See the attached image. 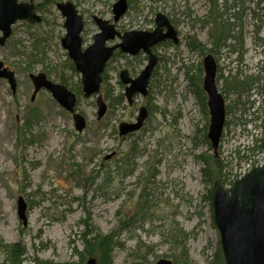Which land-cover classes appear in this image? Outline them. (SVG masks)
I'll return each mask as SVG.
<instances>
[{"label": "rangeland", "instance_id": "1", "mask_svg": "<svg viewBox=\"0 0 264 264\" xmlns=\"http://www.w3.org/2000/svg\"><path fill=\"white\" fill-rule=\"evenodd\" d=\"M116 1L34 0L41 22H18L6 45L0 46V61L17 80L15 93L7 80H0V244L23 243L28 251L25 264H34L36 258L52 264H81L75 250L84 249V222L109 235L123 230L126 219L134 216L137 222L132 229L117 235L112 264H155L162 259L174 264H209L219 251L220 234L207 199L213 184L206 180L199 158L215 152L207 138L209 110L201 106L194 84L196 77L203 84L207 54L190 50L188 38L196 37L208 50L213 48L209 34L217 35L220 27L218 19L210 20L212 2H218L223 20L237 22L233 34L242 31L244 53L222 48L212 54L220 77L218 88L226 106L231 105L235 97L225 92L226 78L264 76V27L255 33L264 22L263 5L245 0L248 10L238 21L237 16L229 19L230 13L241 14L240 5L227 9L233 0H133L136 9L116 24L119 30H154L156 15L164 13L174 19L180 44L164 42L154 48L160 62L150 80L149 95L138 96L132 106L125 97L118 105L106 95H124L120 71L137 65L132 76L138 77L146 57L120 54L113 58L101 87L108 110L98 120L97 97H84L81 75L61 45L65 18L56 4L72 2L83 15L85 49L99 32L92 17L113 22ZM38 74L63 84L78 97L77 111L87 120L84 132H77L72 114L46 88L32 100L35 87L30 77ZM261 84L264 90V80ZM255 86L249 98L254 107L247 103L227 115L229 128L225 127L218 148L217 157L227 165L224 172L231 174L230 180L264 163L263 150L248 149L257 148L264 138V92ZM143 106L148 109L143 128L120 137V124L135 123ZM27 118L31 127L25 126ZM239 149L240 156L235 153ZM20 197L28 205L26 224L18 212ZM142 218L147 219L141 223ZM179 236L182 245L175 244ZM5 259L0 249V264Z\"/></svg>", "mask_w": 264, "mask_h": 264}, {"label": "water", "instance_id": "2", "mask_svg": "<svg viewBox=\"0 0 264 264\" xmlns=\"http://www.w3.org/2000/svg\"><path fill=\"white\" fill-rule=\"evenodd\" d=\"M57 8L65 17L66 36L62 38V47L73 61L76 71L81 74L83 94L85 98L97 96V117H105L108 107L101 92L103 74L108 62L117 49L124 54L137 56L143 52L148 57V64L137 78H132L129 71L120 72V81L126 86L125 97L129 105H133L136 96L146 98L149 94V82L158 64V57L153 48L167 40L179 44L178 33L163 13L156 16L157 28L154 31H130L121 34L115 24L128 11V1L118 0L113 6L114 24L108 20L93 17L100 32L94 37L93 44L83 50L82 33L84 31L83 17L76 6L67 2L57 4ZM42 18L36 13L34 0L29 3H19V0H0V46H5L12 35V26L18 21H28L30 24L40 23ZM167 32H164V29ZM116 38L121 43L107 46ZM204 79L203 90L207 95V106L210 114L208 139L217 153L226 124V101L217 86V63L212 54L203 60ZM34 84V94L46 88L64 110L73 115L75 128L81 133L86 130L87 120L77 111V96L64 85L52 83L44 74L31 75ZM0 79H7L16 92L17 82L14 72L4 68L0 61ZM148 118V110L142 107L136 123H121L119 136L127 137L141 130ZM264 150V139H263ZM212 207L214 224L220 234V245L225 264H264V164L253 167L246 175L236 180L226 188L220 180L212 187ZM28 205L23 197L18 199V212L26 224ZM86 264H98L92 257ZM155 264H174L162 259Z\"/></svg>", "mask_w": 264, "mask_h": 264}, {"label": "trees", "instance_id": "3", "mask_svg": "<svg viewBox=\"0 0 264 264\" xmlns=\"http://www.w3.org/2000/svg\"><path fill=\"white\" fill-rule=\"evenodd\" d=\"M250 1H254V0H250ZM132 3V0L130 1ZM245 4V0H233V4L229 7H227V9H235L236 7H238L239 5L241 6L240 10H241V14L240 16H238V14H235V16H237L238 21H241L242 19V15H244V13L248 10V8L244 7ZM258 7H260L261 5H263V11H264V0H258L257 3ZM223 6H225V3L223 4ZM132 7V6H131ZM226 8V6H225ZM211 10H212V15L210 20H217L218 19V24H219V32L215 37H210V41L211 44L213 46L212 49H207V47L205 45H203L201 42H199L197 40L196 37H189L188 38V47L190 48V50L194 51V52H200L202 55H206V54H213L215 49H222V48H230L233 50V52L239 53V54H243L244 53V35L241 33L242 31H238L237 34H234L232 36H230V41H221L220 40V33H222V30H224V26L223 24H227L233 31L234 28H236L235 26L237 25V22H233L232 24H230V21L225 19H222V14H221V8L218 5V2H213V5L211 6ZM226 10H223V15L225 16ZM218 12L217 15H215V13ZM253 13H258L255 10H253ZM256 18L261 17L260 14H256L255 15ZM262 17H264V12L262 14ZM261 21H263L261 19ZM239 25V24H238ZM232 26V27H231ZM240 26V25H239ZM264 27V22L261 23V25H257V29L255 31V33H259V31L261 29H263ZM212 35V34H211ZM264 41V40H263ZM130 63V61H129ZM139 64H141V62H139ZM73 69L74 66H72ZM137 69V65L135 66H131V72L135 73ZM261 71L264 72V66L261 67ZM199 73L202 74V68H199ZM103 80H105V76H103ZM218 80H220V77L217 78V82ZM264 80V76H261L260 74H258L257 76H231L225 79L224 83H225V92L226 94H230L233 95L235 97V99L233 100L231 105L226 106V110H227V115H231L234 108L235 109H240V108H245V106L248 104H250V108L254 107V102H250L249 98L251 97V92L253 90H255L256 86H258L257 90H259V93H262L263 90V85L261 84V82ZM196 83V86L199 89V93H198V98L199 101L201 102V106L206 110V101L204 100L205 98V94L204 91L202 90V81L201 78L196 77L194 80ZM64 84L65 81H63ZM261 84V85H260ZM108 93V91L106 92ZM106 99L113 101V103L116 101V104L120 105L123 104L125 102L124 99V95L123 94H119V96H117L116 98H109L106 95ZM247 100V101H245ZM114 107V105L112 106V108ZM29 118V117H28ZM27 118V121L25 123V126L27 127H31V123H30V119ZM229 124L230 122H226V126L229 128ZM251 151H254L256 149H260L262 151V141H259V146L257 144V148H248ZM236 155L240 156V149L235 151ZM205 165V168L203 169V174L206 178V180L210 183V184H214V182L218 179H220L222 181V183L224 185H231L233 180H230L231 174H225L224 170L226 168L227 165H225V163L223 161H221L218 157H217V153H215L214 155H202L199 158ZM105 180L109 179L108 174L104 177ZM238 179V176L234 178V180ZM207 199L210 202V205L212 204L211 202V192H209ZM212 208V205H211ZM147 218H142L141 223L145 222ZM137 222V220L135 219L134 216H131L130 218L126 219L125 223H124V227H122L123 230H117V232H113L109 235H102L98 232V230H96L94 227H91V225L88 222H84V226H85V231L81 234V240L84 244V249L83 251L79 252L78 250H75V254L76 256H78L80 258L81 264H84V262L91 257H98L100 264H112V257L111 254L114 251L115 247H118L119 243L116 241V239L118 238L117 235H119L120 232L125 231V230H130L132 229V226L134 225V223ZM182 238V236H179L178 239L179 240H175L177 242H175V244L177 245H182V241L180 242V239ZM0 249H2V251L6 254V259L4 264H25L26 260H25V256L27 255L28 251L26 246L23 243H17V244H12V245H2L0 244ZM182 249V247H181ZM185 254L184 256H187V250L185 249ZM181 258V257H180ZM183 258V255H182ZM34 264H52V263H48V262H44L41 261L40 259L36 258L33 262ZM65 264H71V263H65ZM183 264H185L183 262ZM189 264V263H187ZM209 264H225V260L221 251V247H219V251L215 254L214 258L209 262Z\"/></svg>", "mask_w": 264, "mask_h": 264}, {"label": "flooded vegetation", "instance_id": "4", "mask_svg": "<svg viewBox=\"0 0 264 264\" xmlns=\"http://www.w3.org/2000/svg\"><path fill=\"white\" fill-rule=\"evenodd\" d=\"M117 1H118V0H117ZM117 1H116V2H117ZM127 1H128V11H127V13H128L129 10H131V9H132V10H135V9H136V6L133 5V0H132V3L130 2L131 0H127ZM116 2H115V3H116ZM212 5H213V2H212ZM212 5H211V6H212ZM131 6H132V7H131ZM127 13H126V15H127ZM183 14H184L185 16L187 15L186 13H183ZM126 15H125V16H126ZM164 15H165V14H164ZM211 15H212V13H211V10H210V18H211ZM167 17H168V16H167ZM123 18H124V17H123ZM123 18H122V19H123ZM225 18H226V16H225ZM122 19H121V20H122ZM168 19H169V21L171 22V24L174 26L175 30L177 31V33H178V37H179V43H180V35H179V31H178L177 28H176L177 26L174 25V22H175V21H174V19H170L169 17H168ZM121 20H120V21H121ZM120 21H119V22H120ZM119 22H118V23H119ZM211 22H213V21H211ZM118 23H117V24H118ZM205 23H206V22H204V25H205ZM155 26H156V28H157L156 22H155ZM223 26H224V30H222V33H220V35H219V36H220V40H221V41H230V36L234 35V34H233V30H232L227 24H223ZM237 28H238V27H237ZM116 30H117L118 32H120L122 35L125 34L126 32H130V31H153V30H129V31H121V30L118 29L117 25H116ZM236 31L238 32V29H237ZM164 32H165V33L167 32V29H166V28L164 29ZM211 34H212V35H211ZM211 36H212V37H215L216 34H214V33L211 32V33L209 34V37H211ZM222 36H224V37H222ZM190 37H192V36H190ZM166 42H172V43L174 44V42H173L172 40H167ZM117 44H119V43H117ZM117 44H115V45H117ZM174 45H175V44H174ZM177 45H178V44H177ZM153 52H154V50H153ZM120 54L123 55L124 53H122V52L120 51V49H117V50L115 51V53H114V56L117 57V56H119ZM154 54H155V53H154ZM124 55H126V54H124ZM139 55H141V53H140ZM139 55L134 56V57H138ZM126 57H128V55H126ZM134 57H133V58H134ZM158 60H159V57H158ZM159 62H160V60H159Z\"/></svg>", "mask_w": 264, "mask_h": 264}, {"label": "bare ground", "instance_id": "5", "mask_svg": "<svg viewBox=\"0 0 264 264\" xmlns=\"http://www.w3.org/2000/svg\"><path fill=\"white\" fill-rule=\"evenodd\" d=\"M229 11H231V9H229ZM229 16L231 17V18H229V19H232V18H234L235 14L230 13ZM232 21L235 22L234 19H232ZM205 24H206V23H205ZM235 27H236V26H235ZM222 37H224V36H222Z\"/></svg>", "mask_w": 264, "mask_h": 264}]
</instances>
